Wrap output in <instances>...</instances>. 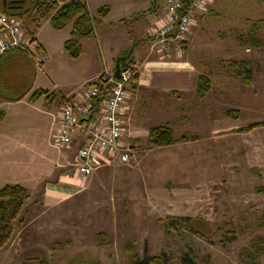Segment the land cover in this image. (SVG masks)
Returning a JSON list of instances; mask_svg holds the SVG:
<instances>
[{"label":"rangeland","instance_id":"obj_1","mask_svg":"<svg viewBox=\"0 0 264 264\" xmlns=\"http://www.w3.org/2000/svg\"><path fill=\"white\" fill-rule=\"evenodd\" d=\"M88 3L94 29L78 37L81 63L76 66L70 57L79 55L71 56L62 43L72 35V20L55 28L49 14L37 20L30 16L29 22L21 17L23 26L28 24L35 37L50 44L45 66L27 64L31 75L37 71L39 85L59 94L76 82L73 69L97 71L105 65L113 71L116 56L138 38L136 48L148 39L149 51L157 56L148 53L138 59L139 52L133 57L131 51L125 63L133 65L137 77L128 86L127 100L146 61L178 70L191 65L189 83L197 84V76L204 74L209 90L201 98L197 89L170 90L167 95L177 103L175 117H164L149 105L148 95L135 99L132 91L131 108L124 114V136L132 148L129 161L97 169L82 191L54 206L29 194L0 247V264H132L122 247L127 240L135 243L139 255L146 246L152 254L166 251L173 264L187 249L197 264H264V128L240 130L264 120V0H213L195 15L181 53L170 55L161 52V42L145 37L160 21L163 0L154 7L151 0ZM254 22L257 38L263 40L258 46L247 42ZM229 59L245 61L250 84L229 67ZM140 109L146 129L128 136L127 121ZM162 123L175 138L185 130L201 138L153 145L149 127ZM173 215H188V224L169 226L168 216ZM99 231L106 234L103 243L96 238Z\"/></svg>","mask_w":264,"mask_h":264},{"label":"crops","instance_id":"obj_2","mask_svg":"<svg viewBox=\"0 0 264 264\" xmlns=\"http://www.w3.org/2000/svg\"><path fill=\"white\" fill-rule=\"evenodd\" d=\"M84 1L89 6L88 0ZM151 2L154 7L156 0H151ZM160 7L161 15L159 17H162L164 8L163 6ZM157 18L151 25L157 21ZM147 36L148 34L145 35V37ZM36 38L47 53L50 50L49 41L37 36ZM66 38V36L63 37L62 43ZM137 40L140 41L137 38L131 46H128L131 50L133 49V57L138 52V59L140 56L148 55V53L157 56L156 52L149 51L148 39L144 41L145 46H137L136 48V45L139 44ZM80 57V55L76 58L70 57L73 60L71 64L76 66L81 63L79 61ZM30 61L34 62L26 53L14 48H8L0 53V109H3V117L0 120V187L8 183L21 184L28 189L29 194L39 196L42 204L54 206L82 191L92 173L108 165H101L85 176L78 175L75 172V150L85 139L80 128L76 129L73 141L69 147L60 148L53 143L55 132L59 126L61 103L65 98L81 99L87 82L94 78L102 69H107L108 67L104 65V68L97 71L89 70L88 67L83 70L73 69V75L76 79L74 85L67 90L61 89L62 91L59 94H56L53 99L48 101L44 99V95L34 99L29 98V94L35 88L50 89L49 85L43 86L37 83V71L32 75L30 74L27 65ZM45 62L46 60L41 62L43 66H45ZM190 66H185L186 68L183 67V70H178L175 66H162L155 63V61L144 62L139 67L137 80L132 83L126 103L127 106L130 105L131 108L132 91H134L135 99L142 94L148 95L149 105L154 106L159 111H163L162 115H165L164 117L167 114L168 116H178L174 114L177 103L169 96L171 95L169 91L196 89L197 84L189 83L188 81L189 75H192L194 71ZM44 69H49V65ZM107 70L112 71L109 68ZM178 72L187 74V77H177L176 73ZM20 84L24 86V89H20ZM15 88H19V90L8 93L9 90H14ZM207 91L203 95H198L197 92L195 94L201 98L205 96ZM168 93L169 95H167ZM157 97L160 99L156 101ZM142 110H138L136 117H131L130 122L127 121L128 136L134 137L135 131L146 129L144 123H142L144 119L140 117ZM127 117L129 120V115ZM256 127L264 128V124L257 125L250 130ZM198 136V139L180 142H196L201 138L199 134ZM260 156L264 160L263 150L260 151Z\"/></svg>","mask_w":264,"mask_h":264},{"label":"built area","instance_id":"obj_3","mask_svg":"<svg viewBox=\"0 0 264 264\" xmlns=\"http://www.w3.org/2000/svg\"><path fill=\"white\" fill-rule=\"evenodd\" d=\"M213 0H163L164 13L151 27L148 36L153 43H162L161 52L181 53L182 45L198 11L206 9ZM17 47L27 52L39 64L47 53L34 34L22 25L20 17L0 8V53ZM133 65L123 64L119 76L104 69L87 82L81 99L67 98L61 103L59 126L53 143L60 148L70 146L77 128L84 141L76 147L74 170L85 176L95 168L113 162H127L131 144L124 133V114L127 108L128 86L135 74ZM107 90V93L104 91ZM94 107H96L94 109ZM91 114L79 121V117Z\"/></svg>","mask_w":264,"mask_h":264},{"label":"trees","instance_id":"obj_4","mask_svg":"<svg viewBox=\"0 0 264 264\" xmlns=\"http://www.w3.org/2000/svg\"><path fill=\"white\" fill-rule=\"evenodd\" d=\"M0 8L5 10L7 13L14 14L18 17H30L33 20H37L42 15L49 14L51 24L55 28L63 27L68 21H73L72 35L64 40L65 47L69 50V54L73 57L79 55L81 51V45L78 41V37L89 35L94 29V18L90 13L88 6L84 0H0ZM100 9H106L105 7ZM29 22V18H28ZM24 28L31 34L33 30L30 29L27 24ZM257 24H252L247 35V42L252 45L258 46L263 43V40L258 39L255 33ZM243 42L240 39V44ZM26 53L30 58L31 56L17 48L11 47ZM130 49L123 50L120 54L126 53ZM132 50H130L131 53ZM128 54V56L130 55ZM127 56V58H128ZM121 60L122 65L127 64L125 60ZM32 59V58H31ZM229 67L233 69L237 75L242 76L246 84L250 83V67L246 66V63L242 59H229ZM137 77V74H134ZM210 87V80L204 74L197 76V93L203 95ZM107 93V90L101 95ZM55 90H48L47 88L39 87L35 88L29 94L30 99L38 98L44 95L45 100H51L56 96ZM64 97V96H63ZM65 98L64 100H66ZM227 112H230L228 110ZM3 117V109H0V120ZM264 124L263 121H257L246 124L240 127V130H248L257 125ZM198 134L191 133L189 131H183L178 137H174L171 127L163 124L152 125L148 130V140L150 143L156 146L173 143L174 141L183 140H195L198 139ZM29 195L28 189L18 183H8L0 187V247L6 243L9 235L12 233L14 227V221L17 213L24 204V199ZM188 215H173L168 216V225L173 227L176 221L188 224ZM105 233L99 231L96 233V238L100 243L105 240ZM56 242L55 244H57ZM123 249L130 253L132 256V264H173L170 260V256L166 251L159 253H149L147 246L144 247V254L139 255L135 249V243L132 240H127L123 243ZM178 264H197L190 249L183 251L179 256Z\"/></svg>","mask_w":264,"mask_h":264},{"label":"water","instance_id":"obj_5","mask_svg":"<svg viewBox=\"0 0 264 264\" xmlns=\"http://www.w3.org/2000/svg\"><path fill=\"white\" fill-rule=\"evenodd\" d=\"M131 48L124 54H119L118 56H116L115 58V67H114V73L116 76L120 75L121 70L123 69V65L121 60L127 58L128 54L130 53ZM96 107H94L95 109ZM92 111H90L86 116H81L79 117V121H82L83 119H87L88 116L91 114Z\"/></svg>","mask_w":264,"mask_h":264}]
</instances>
